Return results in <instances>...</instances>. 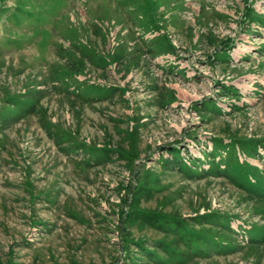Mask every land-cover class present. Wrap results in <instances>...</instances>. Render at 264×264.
Here are the masks:
<instances>
[{
  "label": "rangeland",
  "instance_id": "obj_1",
  "mask_svg": "<svg viewBox=\"0 0 264 264\" xmlns=\"http://www.w3.org/2000/svg\"><path fill=\"white\" fill-rule=\"evenodd\" d=\"M8 262L264 264V0H0Z\"/></svg>",
  "mask_w": 264,
  "mask_h": 264
},
{
  "label": "trees",
  "instance_id": "obj_2",
  "mask_svg": "<svg viewBox=\"0 0 264 264\" xmlns=\"http://www.w3.org/2000/svg\"><path fill=\"white\" fill-rule=\"evenodd\" d=\"M208 103L203 102V104L205 106H207ZM129 135L130 136L128 137V139L130 140V147L132 149H134V142H133L134 133H130ZM129 156L132 159L134 158V155L132 153ZM208 215H210V214H208ZM200 217H202V216H200ZM205 217H207V216H205ZM125 222L126 223L148 222L152 226L160 228L162 230L177 232L179 234V236L184 237L187 241H188L187 235H192V234L196 235V236H198L199 240L201 239L200 237H202V239L205 240V237L207 235V233L203 232V231H194V232L192 231V233H191L190 229H192V228H190L189 225L183 219H178V218H175L174 216L166 215V214L158 213V212H154V211H152V212L143 211V210H139L137 208H132L128 212V216L125 219ZM126 241H127V239H126ZM134 243L141 250L146 251L149 255H153V253L150 254V252H148V250L146 248H144L141 244L136 243V242H134ZM172 248H173V246H171L170 243L165 244V249L169 252V254L174 253V250ZM177 255L180 256L181 254H177ZM7 264H11V262H8Z\"/></svg>",
  "mask_w": 264,
  "mask_h": 264
}]
</instances>
